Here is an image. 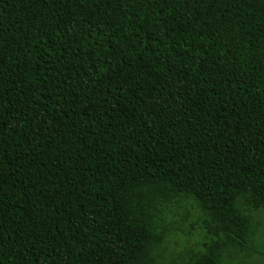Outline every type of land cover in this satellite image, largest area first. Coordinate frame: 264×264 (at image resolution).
<instances>
[{"label":"trees","instance_id":"obj_1","mask_svg":"<svg viewBox=\"0 0 264 264\" xmlns=\"http://www.w3.org/2000/svg\"><path fill=\"white\" fill-rule=\"evenodd\" d=\"M257 209L264 0H0V264H228Z\"/></svg>","mask_w":264,"mask_h":264},{"label":"rangeland","instance_id":"obj_2","mask_svg":"<svg viewBox=\"0 0 264 264\" xmlns=\"http://www.w3.org/2000/svg\"><path fill=\"white\" fill-rule=\"evenodd\" d=\"M159 209L161 225L168 230V236L162 247L163 261L167 262L185 250L200 248L208 240L209 237L194 207L179 201ZM250 215L255 227L253 250L248 257L242 260H230L228 264H264L261 255L264 251V209L252 210Z\"/></svg>","mask_w":264,"mask_h":264}]
</instances>
